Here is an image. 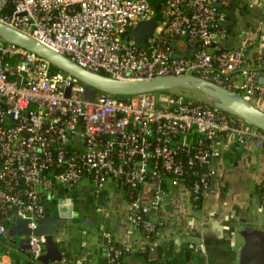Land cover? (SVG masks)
I'll return each mask as SVG.
<instances>
[{"label": "built area", "instance_id": "built-area-1", "mask_svg": "<svg viewBox=\"0 0 264 264\" xmlns=\"http://www.w3.org/2000/svg\"><path fill=\"white\" fill-rule=\"evenodd\" d=\"M235 1L255 0H5L0 21L96 72L116 78L193 72L264 108V82L247 58L252 40L224 46L227 9ZM151 17L158 25L142 46L133 29ZM176 37H185L194 52L175 53ZM257 61L264 64V53ZM235 71L241 81L232 79ZM87 86L46 57L0 38V240L14 211L28 219L31 263L45 252L36 229L59 184L70 190L86 182L100 192L113 183L130 200L131 224L151 236L160 229L153 214L164 192L158 186L146 201L141 189L148 181L186 185L193 201L203 200L225 140L252 142L264 155V129L208 102L169 90L97 91L88 99ZM258 187L264 206V178ZM109 247V264H120L123 248ZM90 259L85 252L73 264ZM48 264L69 262L62 255Z\"/></svg>", "mask_w": 264, "mask_h": 264}, {"label": "crops", "instance_id": "crops-1", "mask_svg": "<svg viewBox=\"0 0 264 264\" xmlns=\"http://www.w3.org/2000/svg\"><path fill=\"white\" fill-rule=\"evenodd\" d=\"M153 2L158 4L160 0ZM227 15L230 35L225 44L237 46L249 37L252 42L248 62L264 77V64L257 61L264 53V0L235 1ZM173 44L175 53L181 55L192 54L195 49L185 37L174 38ZM232 79L241 81L243 76L235 71ZM215 166L217 174L200 205L194 203L186 185L172 186L156 179L143 185L141 193L146 201L158 186L164 192V201L153 214L160 229L151 236L131 224L130 200L113 183L100 192L86 182L80 183L76 187L82 192L76 200L75 193L61 187L58 197L73 196L75 218L57 228L55 238L75 260L89 252L91 259L85 264H109L111 242H118L127 250L123 264H242L245 237L239 231L254 230L260 231V236L249 264H264V206L255 194L264 178V155L252 142L234 144L225 140ZM56 197L50 193V211L55 209L52 206H56ZM99 206L103 209L98 210ZM13 226L8 225L0 240V264H45L30 262L29 247H21L22 236L12 231ZM13 235L18 237L17 249L8 242ZM191 242L198 250L190 246Z\"/></svg>", "mask_w": 264, "mask_h": 264}, {"label": "water", "instance_id": "water-1", "mask_svg": "<svg viewBox=\"0 0 264 264\" xmlns=\"http://www.w3.org/2000/svg\"><path fill=\"white\" fill-rule=\"evenodd\" d=\"M4 4L5 0H0L1 8ZM13 9L14 6L9 11L11 12ZM157 25L158 22L155 17L141 20L138 23L133 29V33L140 45L147 46L146 38L154 32ZM0 38L19 44L46 57L60 69L77 76L88 85L85 90V97L88 99L93 98L97 91L109 92L115 95H131L163 90L179 92L185 88H199L211 97L210 101L205 102L240 116L259 128L264 129V108L237 92L212 80L196 75L193 72L162 74L150 78H116L87 69L67 55L55 50L23 30L1 21ZM258 79L264 82V77L259 74ZM46 207L47 213L43 218L38 220V228L36 229V233L43 237V244L45 245V252L40 255L39 260L45 264L50 260L61 259L62 251L60 242L55 238V230L65 226L70 219L75 218L73 196L56 197V209L52 211L49 210V204ZM11 222L14 224L12 231H16L18 235L22 236L20 240L21 247L23 249L28 248V235L31 233V229L28 227V219L18 217L16 211H14ZM253 231H239L245 237L241 251L242 264H249V259L252 258L251 256H253L256 250V238L260 236V231Z\"/></svg>", "mask_w": 264, "mask_h": 264}, {"label": "rangeland", "instance_id": "rangeland-1", "mask_svg": "<svg viewBox=\"0 0 264 264\" xmlns=\"http://www.w3.org/2000/svg\"><path fill=\"white\" fill-rule=\"evenodd\" d=\"M179 92L187 95L190 98L196 99V100H204V101H210L211 100V97L206 92H204L202 89H199V88H185L184 90H180ZM60 188H61V186L59 184L58 187L55 189L56 190L55 194L57 195V197L60 194V192H59ZM68 191H70V193H72V194L75 193L74 194L75 200H76V197H78L77 195L78 194L81 195V192H82L81 188H78V187H76L75 191L73 189L67 190V192ZM255 194L258 195V197H260V193L259 192H255ZM83 196H85V195H83ZM75 202H77V201H75ZM52 208L56 209V206H52ZM17 238L18 237L17 236L15 237L14 235L8 238V240H9L8 242L11 244V246L13 244L14 249H17V245H18L17 244L18 243V239Z\"/></svg>", "mask_w": 264, "mask_h": 264}, {"label": "trees", "instance_id": "trees-1", "mask_svg": "<svg viewBox=\"0 0 264 264\" xmlns=\"http://www.w3.org/2000/svg\"><path fill=\"white\" fill-rule=\"evenodd\" d=\"M160 1H161V0H160ZM224 44H225V43H224ZM224 46H227V45H224ZM263 68H264V66H263ZM191 182H192V178H188V179H187V183H188V185H190ZM256 191L259 192V193H262L263 190H262L260 187L257 186ZM194 203H195L196 205H200V204L202 203V199L195 200ZM8 233H9V232H8ZM111 244H113V245H115L116 247H119V248L121 247V245H120L118 242H111ZM122 248H123V247H122ZM61 251H63V252H62L63 257H66V258H67L69 264H73L74 261H75V259H73V257L71 256V253H70V252H67V251L65 252L62 248H61ZM109 251H110V247H108V258H109ZM127 253H128L127 250H126L125 248H123V249H122V254H121V256H120V259H121V263H120V264H123V263H124V257H125V255H126ZM27 264H28V262H27Z\"/></svg>", "mask_w": 264, "mask_h": 264}]
</instances>
